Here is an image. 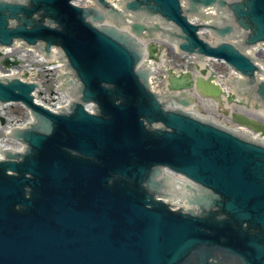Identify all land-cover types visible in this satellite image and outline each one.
Masks as SVG:
<instances>
[{"label": "water", "instance_id": "95a60500", "mask_svg": "<svg viewBox=\"0 0 264 264\" xmlns=\"http://www.w3.org/2000/svg\"><path fill=\"white\" fill-rule=\"evenodd\" d=\"M71 1L33 0L32 7L0 3L1 45L45 41L47 51L59 45L83 84L81 102L71 113L54 114L34 103L35 85L0 79V100L23 103L38 120L15 133L29 145L21 160L8 153L0 162V264H190L187 258L195 251L196 264H226L209 261L217 251L237 264H264V145L166 109V101L150 93L149 71L137 69L142 46L112 27H95L88 19L103 22L104 15ZM186 1L187 9L181 0H129L124 9L173 23L181 34H163L180 39L183 51L223 59L248 77L247 86L254 85L258 68L251 58L226 42L212 46L197 32L208 28L225 39L241 31L243 47L264 42V0ZM215 5L229 12L234 24L189 23V14ZM39 9L60 27L33 21ZM107 14L126 22L112 6ZM132 29L140 37L161 27L135 23ZM157 52L151 45L149 58L156 60ZM215 79L214 73L196 81L171 73L169 90L195 86L202 97L222 103L226 93ZM77 91L75 82L72 92ZM256 94L264 105V81ZM183 97L172 105L194 101ZM233 100L231 94L228 101ZM89 101L99 104L98 114L85 111L82 103ZM232 119L264 135L258 121L238 113ZM154 123L164 128H150ZM163 167L200 185L199 190L186 186L194 191L188 200L201 208L200 215L175 212L155 199L162 194L154 178Z\"/></svg>", "mask_w": 264, "mask_h": 264}, {"label": "bare ground", "instance_id": "6f19581e", "mask_svg": "<svg viewBox=\"0 0 264 264\" xmlns=\"http://www.w3.org/2000/svg\"><path fill=\"white\" fill-rule=\"evenodd\" d=\"M117 1L120 2V0H117ZM118 2L116 4H119ZM81 3L84 4V5H90L91 1L90 0H82ZM109 22L110 21H107V23H109ZM122 27L123 28H127V26H124V25ZM177 48L178 47H176V49ZM259 49H260L259 47L252 48V49H249L248 52H249L250 55H253L255 52H257V50L259 51ZM0 52L3 53V54H7V53H9L11 51L8 50V49H4V48L0 47ZM57 58L60 59V60H56V62L55 61L53 62L55 67L59 68L60 65H62V68H61L62 72L63 73L66 72V73L69 74L68 63H62L63 62V57H62V60H61V55L57 56ZM153 64H154L153 67L155 68V70H158V69L168 70L169 66H170L169 59L167 58V55H166L165 52L161 53V58H160L159 62L158 63H153ZM259 65L261 67H263V69H264V63H262V61L259 63ZM206 68H207V65L205 63H201L200 65H198V68L196 69L197 75L198 76H204L205 78L210 77L211 76L210 72H206L205 75H202V71H204ZM59 72L61 73L60 70H59ZM216 81H218L217 78H216ZM221 84H223V81H222ZM224 84L228 85V88H229L228 90L229 91H232L233 93L234 92L236 93V95H237L236 97H237L238 102L243 101V105H238L239 103H235L233 105H230V104H228L226 102V97H225L224 100H223L224 103H223L222 108L226 109L229 112V114H231L232 112H238L239 111V112L245 114L246 116H248L251 119H256V120H260V119L262 120L263 119L262 121H264V108L263 107H259L258 109L255 108V105L258 102L253 100V96H249L250 92H239V89L235 85V82L233 81V79L224 80ZM201 101L206 106H210V107L213 106L214 108H217V109L219 108V103H215V102H212V101H209V100H205V99H202ZM235 108H237V110ZM29 121L33 122L34 118H29ZM3 130L8 131V128H4ZM2 148L3 147L0 146V150ZM178 202H180V201H178Z\"/></svg>", "mask_w": 264, "mask_h": 264}, {"label": "rangeland", "instance_id": "374dc122", "mask_svg": "<svg viewBox=\"0 0 264 264\" xmlns=\"http://www.w3.org/2000/svg\"><path fill=\"white\" fill-rule=\"evenodd\" d=\"M177 62V61H176ZM216 67V69L218 70V71H220V72H224V71H226L227 69L225 68V67H223V66H215ZM251 96V95H250ZM199 106V112L200 113H202V114H204V115H212L213 117H215V118H217V119H219V120H223V121H227L228 120V117L226 116V114L223 112V111H225V110H218V109H216V108H214V107H210V106H206V105H203V104H198ZM235 109H237V108H235ZM13 112H15L19 117H21V112H20V110L16 107L15 109H14V111ZM25 118L26 117H24V119L23 120H25Z\"/></svg>", "mask_w": 264, "mask_h": 264}]
</instances>
